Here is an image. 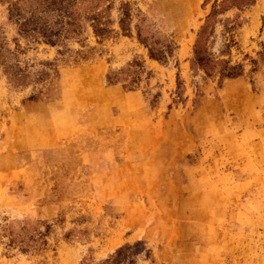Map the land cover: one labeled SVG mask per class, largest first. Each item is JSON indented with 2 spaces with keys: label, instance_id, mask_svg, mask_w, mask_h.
<instances>
[{
  "label": "rangeland",
  "instance_id": "rangeland-1",
  "mask_svg": "<svg viewBox=\"0 0 264 264\" xmlns=\"http://www.w3.org/2000/svg\"><path fill=\"white\" fill-rule=\"evenodd\" d=\"M0 264H264V0H0Z\"/></svg>",
  "mask_w": 264,
  "mask_h": 264
},
{
  "label": "trees",
  "instance_id": "trees-1",
  "mask_svg": "<svg viewBox=\"0 0 264 264\" xmlns=\"http://www.w3.org/2000/svg\"><path fill=\"white\" fill-rule=\"evenodd\" d=\"M207 28L204 27L199 33V38L196 43L194 65L203 67L207 72H214L216 69V64L204 52L203 39L206 35ZM223 78H237L241 76V71L238 68L225 66L220 72Z\"/></svg>",
  "mask_w": 264,
  "mask_h": 264
},
{
  "label": "crops",
  "instance_id": "crops-1",
  "mask_svg": "<svg viewBox=\"0 0 264 264\" xmlns=\"http://www.w3.org/2000/svg\"><path fill=\"white\" fill-rule=\"evenodd\" d=\"M123 101H125V100H123Z\"/></svg>",
  "mask_w": 264,
  "mask_h": 264
}]
</instances>
